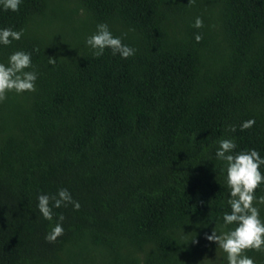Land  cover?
I'll return each mask as SVG.
<instances>
[{"label":"trees","instance_id":"obj_1","mask_svg":"<svg viewBox=\"0 0 264 264\" xmlns=\"http://www.w3.org/2000/svg\"><path fill=\"white\" fill-rule=\"evenodd\" d=\"M100 22L135 55L94 57ZM0 26L25 29L0 61L23 49L38 73L0 101V264H221L216 141L264 156V0H23ZM61 187L80 207L53 209L49 241L36 197Z\"/></svg>","mask_w":264,"mask_h":264},{"label":"clouds","instance_id":"obj_2","mask_svg":"<svg viewBox=\"0 0 264 264\" xmlns=\"http://www.w3.org/2000/svg\"><path fill=\"white\" fill-rule=\"evenodd\" d=\"M23 0H0V10L16 12ZM203 20L200 16L194 18L193 27L201 28ZM25 33L24 28L16 29L9 26H0V45L8 46L13 41H19ZM199 41L201 35L194 34ZM84 45L94 57L102 56L105 50L112 55H119L127 59L136 53L135 47L125 43L122 35H114L109 24L97 23L95 30L86 35ZM50 63L55 61L50 57ZM32 69L31 53L17 49L7 57V61H0V101L6 98V93L14 91L17 94L34 92L38 73ZM255 120L250 118L242 121L241 129L250 128ZM235 131L234 126H229ZM235 138H220L216 141L215 158L223 163L222 171L225 181V203L230 209L222 213V227L226 230L205 234L208 241L215 243L223 253L221 264H256V261L246 254L245 250H264V217L261 216V207L264 206V195H256V189L264 184V156L256 148L236 151ZM36 208L45 220L55 221L45 238L54 241L64 232L63 215H56L53 209L62 205L71 204L79 209L80 203L73 199L67 188L61 187L54 194L40 192L36 197ZM51 201V204H50ZM231 226V227H229Z\"/></svg>","mask_w":264,"mask_h":264}]
</instances>
